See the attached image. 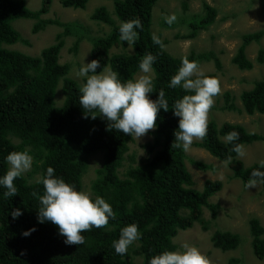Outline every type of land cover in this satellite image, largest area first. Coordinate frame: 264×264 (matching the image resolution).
Masks as SVG:
<instances>
[{
	"label": "trees",
	"instance_id": "obj_1",
	"mask_svg": "<svg viewBox=\"0 0 264 264\" xmlns=\"http://www.w3.org/2000/svg\"><path fill=\"white\" fill-rule=\"evenodd\" d=\"M88 1L60 0V4L66 8L84 9ZM157 1L113 0V14L105 6L97 7L90 19L108 25L110 31L90 38L82 23L44 19L43 16L50 11L51 0H41L37 10L27 8L25 0H0V176L8 170L5 157L10 152L28 150L33 156V171L14 181L18 189L16 196L4 198L6 189L0 187V264H149L152 256L164 250L175 251L172 239L179 230L198 223L207 231L208 222L216 218L218 205L213 204L210 198L221 191L222 183L206 181L201 191L193 189V180L185 164L186 154L182 149L172 147L179 120L173 115L171 106L175 100L193 93L168 86L170 78L181 66L182 57L161 51L152 42V9ZM181 3L184 13L188 9L187 3ZM216 15L217 10L203 2L201 15L179 20L186 25L188 33L178 38H196L213 24ZM137 17L142 21L143 31L139 32V39L130 47L131 50L126 51L129 46L119 40V26L121 22ZM20 18L35 21L33 34L52 25L61 27L62 31L55 36L54 43L42 49L38 56L6 49L4 45L28 44L11 26L12 21ZM162 22L166 27L175 25L169 26L165 20ZM71 34L76 37L71 49L73 53L77 52L81 40L87 38L91 42L90 62L99 60L101 64L97 72L103 66H109L119 72L122 81L133 79L140 72L138 64L144 55L151 52L158 57L153 65V93L149 95L156 100L159 91L163 90L169 111L160 110L157 128L152 132L153 140L143 145L151 154L148 158L134 164V158L127 155L133 136L111 129L109 122L101 116L92 119L89 116L92 113L84 111L79 104L84 81L79 84L68 77L70 64L59 61L64 38ZM263 37L264 30L243 34L231 63L239 70H252L254 64L248 60L246 48L252 43H259ZM113 47L121 52L113 53ZM187 58L199 64L212 62L216 71L221 69L220 59L213 50L201 53L191 51ZM255 62L264 64L262 48H259ZM206 75L216 76L215 73ZM57 86H60L63 96L62 103L58 105L54 100ZM239 98V112L250 116L264 114V78L254 82L252 88L243 91ZM233 100L231 92H224L221 108L236 111ZM95 114L99 115L98 112ZM233 130L240 133L238 142L245 145L264 142L263 135L248 133L239 124L226 122L218 126L210 120L206 137L193 146L203 148L222 162L231 156L232 161L227 166L232 177L245 186L251 172L258 168V163L246 167L231 151L232 144L226 142L224 136ZM97 153L102 154V163L88 189L94 197L101 196L110 203L116 219H110L107 227H93L91 231L82 233L84 244L68 245L64 243L66 238L59 235L56 225L38 223L40 201L32 193L43 195V185L38 181L48 167H52L56 175L62 176L66 182L76 185L77 190H85L83 176L88 169L89 157ZM189 161L199 170L211 169L202 162ZM124 162L127 165L120 177L119 171L124 168ZM15 208H20L23 215L13 220L11 211ZM204 208L211 215L208 221L203 216ZM132 223L139 225L143 236L128 249L126 255H118L112 247L113 241L119 239L123 227ZM249 227L253 254L262 259L264 227L254 217L250 219ZM32 228L36 231L29 237L22 235ZM211 242L214 247L226 252L235 249L241 238L229 231L216 230Z\"/></svg>",
	"mask_w": 264,
	"mask_h": 264
},
{
	"label": "rangeland",
	"instance_id": "obj_2",
	"mask_svg": "<svg viewBox=\"0 0 264 264\" xmlns=\"http://www.w3.org/2000/svg\"><path fill=\"white\" fill-rule=\"evenodd\" d=\"M51 8L44 19H57L61 22H79L86 26L87 36L90 38L103 36L110 31L106 24L90 19L92 12L99 6H105L113 14V0H89L84 9L66 8L60 4V0H51ZM182 1L187 3V11H182ZM206 2L217 10L216 18L212 25L201 31L192 40H183L179 35L188 33L186 25L179 23L184 17L190 20L194 15L202 14V3ZM27 8L37 10L41 0H25ZM175 14L177 19L173 27H166L162 23L165 16ZM114 17V16H113ZM35 21L20 18L11 22L12 28L20 36L28 41V44L16 43L4 45L6 49L20 51L29 56H38L42 49L50 46L55 41V36L62 31L59 26H47L45 29L32 33ZM264 30V0H158L152 9L151 32L152 35L161 36L167 43L165 51L175 57L189 55L191 51L198 53L213 50L221 62L220 71H216L212 62H203L200 65L205 74L215 73L221 82V93L214 98V106L209 113V121H214L218 126L223 123L239 124L248 133H256L264 136V114L247 115L241 110L240 94L252 88L253 83L264 78V64L255 62L259 48L264 50V37L259 43H252L246 48V56L254 67L250 71H242L231 63V57L241 44V36ZM76 40L74 35L64 38V45L59 53L60 63L70 64L68 77L82 84V80L76 77L73 69L78 68L84 61L90 62L91 42L84 38L81 40L76 53L72 52ZM114 48V47H113ZM128 47L126 51H130ZM114 51L121 52L114 48ZM144 75L137 72L133 79ZM61 84V82H60ZM59 84V85H60ZM229 91L233 96L236 111L224 110L223 94ZM55 102L61 104L63 96L60 86H57ZM179 120V118L177 117ZM153 130L143 137L136 138L129 143L127 155L134 158V164L151 156L143 147L153 140ZM200 139H194L191 148L185 152L187 159L185 164L193 180V189L201 191L204 182L220 181L221 191L210 198L213 204L218 205L216 218L210 222L209 229L204 231L202 226L195 223L186 230H179L173 243L176 250L182 249L184 244L195 246L210 261V264H264V257L259 259L253 254L249 221L252 217L257 218L264 227V185L254 188H246L241 182L232 177V173L224 162L211 156L203 148L193 146ZM246 146V156L238 158L246 167L258 163L264 159V142H255ZM189 160L199 161L211 166L209 170H199ZM102 163V154L97 153L89 157V165L83 176L84 189L95 175V171ZM127 163L119 171L122 177ZM33 171L32 168L25 172ZM36 178L38 175L35 176ZM203 216L206 221L210 220V212L204 208ZM229 231L238 234L241 238L240 244L233 250L222 252L213 246L212 234L216 231Z\"/></svg>",
	"mask_w": 264,
	"mask_h": 264
},
{
	"label": "clouds",
	"instance_id": "obj_3",
	"mask_svg": "<svg viewBox=\"0 0 264 264\" xmlns=\"http://www.w3.org/2000/svg\"><path fill=\"white\" fill-rule=\"evenodd\" d=\"M177 17L171 14L164 17L165 23L171 26ZM139 30V31H138ZM143 31L140 18H133L121 22L119 26V40L126 42L129 47L135 45L139 39V32ZM152 42L163 51L167 45L160 36L153 34ZM158 57L151 52L144 55L138 67L144 75L135 79L122 81L120 74L109 66L101 68L99 60H92L74 68L76 77L83 80L80 88L79 104L84 111L92 113V119L101 116L109 122V127L118 132L135 136L137 139L157 128V117L160 110L169 111V103L165 92L160 90L158 98H150L153 93L155 68L153 65ZM170 88L180 87L193 94L184 95L175 100L171 108L173 115L179 118L178 129L175 130V141L172 147L188 152L194 139L203 140L209 127V113L214 106V98L221 93V82L217 76H207L200 68L199 62L190 61L187 56L181 58V66L170 78ZM99 113L96 115L95 113ZM224 139L232 144L231 151L238 158L246 156V146L240 140L238 131H230ZM5 160L9 165L5 175L0 176V187L6 189L4 198H12L17 195V187L14 181L29 171L33 166V156L28 150L12 151ZM232 157L224 161L230 164ZM264 159L258 161V168L251 172L246 183V188H254L264 185ZM43 185L44 193L38 197L40 208L38 210V223L51 222L56 225L59 235L65 237V244L82 245L85 237L82 233L91 231L92 228H104L109 220L116 219L110 203L101 196H93L88 190H77L76 185L66 182L62 176H57L52 167L46 169V173L38 181ZM23 215L20 208L11 211L13 220ZM35 228L24 231L22 235L29 237ZM143 236L139 231V225L132 223L120 230L118 240H114L112 247L118 255H126L128 249ZM149 264H210L209 259L198 248L184 244L182 249L171 251L164 250L152 256Z\"/></svg>",
	"mask_w": 264,
	"mask_h": 264
}]
</instances>
